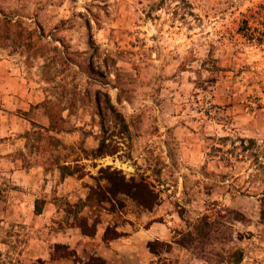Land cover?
I'll return each mask as SVG.
<instances>
[{"label":"rangeland","instance_id":"374dc122","mask_svg":"<svg viewBox=\"0 0 264 264\" xmlns=\"http://www.w3.org/2000/svg\"><path fill=\"white\" fill-rule=\"evenodd\" d=\"M0 18L19 38L0 48V264H264V0H0Z\"/></svg>","mask_w":264,"mask_h":264},{"label":"trees","instance_id":"16d2710c","mask_svg":"<svg viewBox=\"0 0 264 264\" xmlns=\"http://www.w3.org/2000/svg\"><path fill=\"white\" fill-rule=\"evenodd\" d=\"M9 24H10V21L8 19L0 18V48L6 47L7 43H9V45H13L14 43H17L15 40L19 39V38L11 39L9 35L5 34L7 29L4 27L9 25ZM15 24H16V22L13 23V26ZM19 42H21V41H19ZM56 118L58 121H61V118L59 115H57ZM48 121H49L48 127L50 129H54L55 131H61L60 126H56V122L51 115L48 116ZM104 147L105 146H104L103 142L101 141L95 150V156L113 154V152H111V151L104 150ZM65 169H66V167H64V166L58 167V170H65ZM102 173L106 174L105 178L110 183V185L112 187V193H114V195L115 194H124V195L128 194V195H130L131 198H133L134 201H136L141 206H143L145 208L149 207V204L146 200H144V197L149 196V195L153 196V194L150 192V190H148L146 188V186L143 183L124 181L123 177L116 171H112V172L102 171ZM61 174H63V172H61ZM34 212L38 213V210H34ZM79 228L83 234H86V235L89 233L92 234V230H90V229L88 230L84 220H80ZM102 237L104 240H112V239L117 237V234L113 231H110L109 229H105ZM56 247H58V246H56ZM232 256L234 258L233 259L234 263L240 261L241 254L239 251H234L232 253Z\"/></svg>","mask_w":264,"mask_h":264}]
</instances>
